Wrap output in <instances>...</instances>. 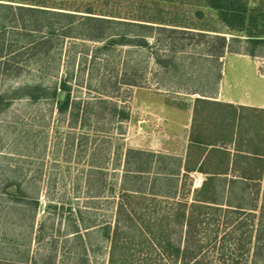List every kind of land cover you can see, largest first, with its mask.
<instances>
[{
	"label": "rangeland",
	"instance_id": "1",
	"mask_svg": "<svg viewBox=\"0 0 264 264\" xmlns=\"http://www.w3.org/2000/svg\"><path fill=\"white\" fill-rule=\"evenodd\" d=\"M14 1L49 12L39 15L42 32L10 28L0 13V264H109L122 201L153 222L194 199L222 207L218 225L206 229V264H264V241L253 256L264 225V156L248 157L264 154V49L245 55L246 34L229 28L206 0ZM244 1L255 10L248 31L264 38V0ZM54 12L113 20L104 29L114 36L87 40L80 27L68 34L60 30L67 20ZM118 22L187 33L157 31L148 47L113 44L119 34L141 35ZM193 33L240 42L215 59ZM42 38L47 43L35 47ZM6 61L13 72H5ZM63 82L71 103L60 114L52 94H61ZM37 86L45 90L34 100L27 90ZM194 138L213 145L194 146ZM138 157L148 170L136 181ZM164 172L181 175L174 199L150 194L164 186L151 183ZM123 188L133 196L121 200ZM137 188L145 198L131 191ZM83 218L94 227L85 230ZM240 221L247 226L238 229ZM144 254L140 261L162 264L156 253Z\"/></svg>",
	"mask_w": 264,
	"mask_h": 264
},
{
	"label": "trees",
	"instance_id": "2",
	"mask_svg": "<svg viewBox=\"0 0 264 264\" xmlns=\"http://www.w3.org/2000/svg\"><path fill=\"white\" fill-rule=\"evenodd\" d=\"M6 1V0H5ZM6 2L10 3H0V13L4 12L3 19L4 22L8 24V27L14 28L22 31H43L44 26L40 23L39 15L47 13L49 11L37 9L34 7L26 6L23 2H15L14 0H7ZM19 3V4H13ZM207 5L214 11H216L221 18V20L232 30L241 31L246 34L248 47L246 50H243L245 55L251 57H257V51L264 49V38L257 37L252 35V32L246 27V20L251 19L255 13V10L248 6V3L244 0H206ZM92 14L90 12H86ZM59 17H65L66 24L63 25L60 30L67 31L68 34L75 28L80 27L82 29V36L87 40L98 41L108 36L113 37L114 35H108L106 32L105 26L108 24H113L115 21L104 18H97L92 16H81L79 18L74 14L69 13H59L54 12L53 15ZM77 19L79 21H77ZM117 24L124 27H136L141 30L140 38L135 35V37L129 36L128 34H119L118 40L111 38L110 43L119 44V45H136L141 47H148V37L157 36V31L169 33L173 36L177 33H187V31L177 30V29H166L161 27H155L148 24H137L130 22H118ZM52 29V25H50ZM156 31V33H155ZM190 33V32H189ZM194 37L199 38L198 43H201V40L205 39L207 44V55L211 58L219 59L224 56L226 50L230 51V46L232 42H240L238 38H232V40H227L224 36L219 35H207L204 33H193ZM67 36V35H66ZM48 39H40L34 45L35 47H42L47 43ZM233 53H239L233 51ZM5 59L3 56V46L0 49V60ZM159 58V57H158ZM157 58V61L159 60ZM160 63V60L158 61ZM5 72L11 71L8 61L4 64ZM13 72V71H11ZM20 70L16 68L14 75L18 76ZM131 85V84H130ZM133 85V84H132ZM61 94L57 93V90L54 89L53 97L57 99L58 111L60 114H65L69 109L71 99H70V87L63 82L60 86ZM27 90V89H26ZM45 89H42L40 86L28 89V94L31 99L38 100L43 96ZM62 94H64L63 97ZM2 102V98L0 99ZM206 103L211 104V101L204 99H197L196 103ZM217 103V102H216ZM194 146H212L208 141H203L198 138L192 140ZM129 151L127 153V158L130 157ZM141 153H137L141 155ZM250 155V156H249ZM251 156L258 157L264 156V154H257L251 152L248 154V157ZM140 157V156H139ZM139 157L137 160H139ZM128 161V160H127ZM261 161V160H260ZM128 163V162H127ZM181 163V160H180ZM136 171H132V175L136 181L140 179H145L144 174L147 172L144 167L139 162L136 165ZM129 171L126 172V176L130 175ZM125 176V179L127 178ZM180 173H157L151 183L154 187L157 186V183H164V186H159L160 191L151 192L152 196H165L167 198L174 199L177 194V185L180 181ZM242 179L252 180L251 177H246V174L242 176ZM148 180V178L146 179ZM209 184H205L203 189L200 191L201 194L208 192ZM164 187V188H163ZM174 190V191H173ZM135 196L138 194L141 197L145 198V191L141 188L137 190H131ZM136 193H138L136 195ZM132 197V194H129L126 189L123 188V194L121 195V200H126V198ZM174 213L162 215L159 220L153 222L145 221L146 214L144 212H139L133 208H129L122 201L117 208V216L115 221V227L113 229V235L111 238V250H110V259L109 264H135L140 261L138 255L147 253L150 256V252L156 253L157 261L159 263L177 264L181 261V264H206L205 256H202V251L204 247V238L207 237L206 229L209 230L210 227L218 225L220 222V213L222 212V207L217 206L215 202L208 200H199L194 199L192 203L178 201L175 203ZM148 208V207H145ZM144 208V209H145ZM233 211V210H228ZM80 214L83 212L79 211ZM233 214L237 217L244 216V211H238L237 209L233 211ZM251 217V215H249ZM158 218V217H157ZM264 219V213L262 215ZM84 223V229L88 230L94 226H91L87 223ZM240 225L239 228H244L247 226L246 223L242 221L238 222ZM264 225L261 224L260 229L257 230L256 240H255V253L254 257L260 255L259 250L264 241ZM263 228V229H262ZM80 233L79 230L75 231V234ZM89 233V231L87 232ZM110 227H105L103 230L104 237L106 239L110 238ZM178 236V239H174L173 236ZM251 236V235H250ZM77 239H81L80 234L76 235ZM208 238V237H207ZM138 240V241H137ZM150 254V255H149ZM145 255V254H144ZM152 256V255H151ZM138 258V259H137ZM142 261V262H141ZM140 261V264H151L147 257H143ZM17 263V262H16ZM18 264V263H17ZM21 264V263H20ZM23 264V263H22Z\"/></svg>",
	"mask_w": 264,
	"mask_h": 264
},
{
	"label": "built area",
	"instance_id": "3",
	"mask_svg": "<svg viewBox=\"0 0 264 264\" xmlns=\"http://www.w3.org/2000/svg\"><path fill=\"white\" fill-rule=\"evenodd\" d=\"M194 186L196 188H200L202 186V179L201 178L195 179Z\"/></svg>",
	"mask_w": 264,
	"mask_h": 264
}]
</instances>
